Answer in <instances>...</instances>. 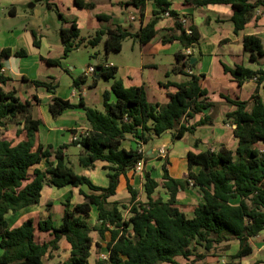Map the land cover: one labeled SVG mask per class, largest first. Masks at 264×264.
<instances>
[{
	"label": "trees",
	"instance_id": "trees-1",
	"mask_svg": "<svg viewBox=\"0 0 264 264\" xmlns=\"http://www.w3.org/2000/svg\"><path fill=\"white\" fill-rule=\"evenodd\" d=\"M44 1L56 9L63 22H67L56 5L50 0ZM150 1L155 5L152 19L138 31L109 25L86 38L81 36L78 24L73 21L69 27L60 29L63 55L41 57V60L49 65L62 66V60L72 51L84 44L97 46L104 38L107 53L120 52L127 38H134L144 47L159 33L157 24L167 12L175 18L176 24L162 41H179L185 48L198 47L201 40L199 27L190 21L181 22L178 12L172 9L171 0H128L123 4L133 5L144 15ZM187 1L196 7L231 6L235 34L246 28L259 9L264 10V0ZM75 2L81 8H95L91 0ZM98 18L110 20L105 14H98ZM243 46L251 61L258 62L264 57L261 36L246 34ZM27 53L25 49L14 52L10 48L0 52V126L22 125L14 137H0V248L3 250L0 264H45V257L59 250L63 239L70 245V256L61 264H183L178 261L179 256L187 261L186 264H197L218 245L233 240L238 241L239 248L229 255L226 264H242L243 259L254 253L252 240L264 231V100L260 95V86H264V67L253 69L242 64L232 67L223 62L225 72L240 86L250 80L257 83L248 99L225 96L234 109L225 114L224 121L234 127V135L239 140L237 148L232 150L221 145L217 151L211 148L199 153L190 151L189 172L184 179L170 174V162L166 158L162 166V186L167 190L168 199L154 197L160 182L149 171H144L147 201L139 199V191L128 181L131 204L130 216L125 218L120 202L111 203V198L118 193L121 176L135 170L141 160L149 159V155L140 152L139 148L151 144L168 131H173L174 139H181L197 126L211 121L207 116L196 124H188L190 118L217 105L209 98L208 90L202 87L204 74L188 72L197 70L200 60L192 62L194 55L176 54L181 63L179 71L187 79L163 84L166 88H175L168 92L170 101L166 105L151 103L143 86L126 87L118 77L117 65L94 64L93 83L98 82V76L113 80L112 90L103 94L104 110L88 105L82 96L76 103L53 96L48 107L54 118H59L68 109L82 108L90 124L87 133L55 148L52 144L37 143V132L44 122L41 117L33 115L34 103L39 98L22 100L15 88L7 89L13 78L3 71L5 58L23 57ZM92 57L96 59L97 53ZM23 79L51 92L57 87L53 81L29 80L25 76ZM86 82L85 77H75L73 84L79 88ZM128 136L134 137L137 147L123 145ZM72 145L81 147L79 162L82 167L91 169L98 162L106 164L108 185L97 184L91 177L74 171L66 151ZM43 162L46 163L44 169L40 167ZM194 166H200L199 172L193 170ZM45 186L79 188L84 201L73 204V194L70 193L59 225L49 212L38 223L30 217L12 227L7 215L39 205ZM190 186L203 197L191 217L182 210L178 198L179 193ZM235 200L239 202L234 203ZM47 206L50 207L51 202ZM94 207L98 212V224L91 226L87 218ZM37 230L50 237L43 238ZM93 231L105 240L108 256H100L91 262L94 245L98 250L103 249L94 240ZM199 248L203 251L200 252Z\"/></svg>",
	"mask_w": 264,
	"mask_h": 264
},
{
	"label": "crops",
	"instance_id": "crops-1",
	"mask_svg": "<svg viewBox=\"0 0 264 264\" xmlns=\"http://www.w3.org/2000/svg\"><path fill=\"white\" fill-rule=\"evenodd\" d=\"M75 1L50 0L53 5H56L58 12H61L66 17L65 26H70L73 21H76L81 30V36L86 38H91L97 30L109 25H121L136 32L152 19L155 9V5L151 1L147 4L144 15L133 5L123 4L128 0H91L95 3V8L78 7ZM171 1L172 9L178 12L181 20L185 19L187 22L190 21L199 27L201 40L198 47L195 48L196 52L193 58H195V61H200L197 70L191 71H195L197 74H204L202 87L208 90L209 98L216 102L217 105L215 108H210L190 118L188 123L190 125L196 124V122L207 116L211 117V121L208 124L197 126L193 132L186 133L183 138L174 139L173 131H168L161 138L156 139L152 147H149V145L142 146L149 155V159L144 164V171H149L160 182L159 187L162 186V166L166 158H162V155L158 153V148L168 147V160L170 162L168 168L170 174L177 179H184L189 172L188 153L190 151L199 153L208 148L217 151L221 145H226L232 150L237 148L239 140L234 135V127L224 121L225 114L234 109L233 106L227 103L225 96L248 99L256 90L257 83L255 80H250L240 86L229 73L225 72L223 62L232 67L237 64L253 69L264 67L262 63L264 57H260L258 62L251 61L249 53L244 50L243 46V39L246 34H257L264 39L263 9L257 11L240 34H235L234 25L231 21L233 15L231 6L208 5L196 7L187 0ZM99 6L103 7V9H99ZM54 10L56 9L49 7L44 0L39 2H36V0H0V13L3 12L5 16L8 14L9 18L20 19L18 27L6 28L1 26L0 17V52L6 48H10L14 52L21 49H25L28 52L23 57L11 56L5 58L3 71L13 78L7 89L15 88L22 100L33 101L36 96L39 98V101L34 103L33 115L35 118L41 117L44 122L37 132V143L52 144L56 148L61 144L71 143L75 134L80 135L90 130V124L82 108L68 109L59 118H54L49 111L48 103L53 96H60L75 103L82 96L88 105L98 106L99 104L104 107L103 94L107 90H112L113 80L98 78V82L93 83L94 74L85 75V70L92 64L117 65L119 78L122 79L124 85L126 87H145L148 99L153 104L166 105L169 103L168 92L175 90V88H166L163 85L164 83L170 81L182 82L187 79L185 74L179 71L181 63L178 60H176L177 63L170 60L171 56L176 57L178 52L185 54L187 48L179 41L170 43L162 41L164 35L175 27V18L171 16H165L160 20L157 24L159 33L146 46H140L141 52L139 54L135 52L136 43H134L132 46L133 53L127 58V62L125 61L123 64L114 63L109 61V59L105 63L98 59L93 62L92 51L88 49L86 44L72 51L67 58H64L62 66H53L43 62L41 57H61L64 52L62 41L59 42L49 37V31L54 24L58 26L53 16ZM125 13H128V15ZM98 14L108 15L110 20H100ZM84 31H87L88 34H85ZM137 43L139 44L138 41ZM82 48L86 50L83 51ZM24 76L29 80L53 81L54 84H57V87L54 92H51L44 87H36L31 81L24 80ZM75 77H85L87 80L86 84L81 85L79 88L75 87L73 84ZM20 85L24 87L25 95L19 91ZM260 95L264 100L263 85L260 86ZM112 99H115L114 95H112ZM18 127L22 128V125H18ZM21 137L23 138L24 135ZM123 145L126 148L137 147L134 144L128 146L125 141ZM201 145L207 146L206 149H201ZM44 164L46 165L45 162L40 165L43 169L46 167ZM154 169H156V173H154ZM193 170L199 172L200 166H194ZM142 173L130 171L127 176L122 175L117 195L122 194L121 190H126L128 181L137 188L135 180L142 178ZM84 174L91 177L89 172H84ZM108 182L109 179H106L100 185L106 186ZM48 187L51 188L52 186ZM65 188L72 189L76 187L67 186ZM188 188L179 193L178 198L181 208L185 203L181 202L180 197L184 191L189 190ZM165 191V196L167 195V197L163 198L168 199L167 190L165 189ZM44 192H46V186ZM71 193L74 195L73 191ZM81 196L82 200L79 202L84 201L83 195ZM200 196L201 199L194 202L192 214H187L188 216H193L195 207L203 200L201 194ZM43 197L44 195H42L39 205L43 204ZM154 197L158 198L161 196L156 197L154 194ZM30 209L31 207L16 213H9L7 218L10 225L12 227L19 226L24 220L32 217L34 212Z\"/></svg>",
	"mask_w": 264,
	"mask_h": 264
},
{
	"label": "rangeland",
	"instance_id": "rangeland-1",
	"mask_svg": "<svg viewBox=\"0 0 264 264\" xmlns=\"http://www.w3.org/2000/svg\"><path fill=\"white\" fill-rule=\"evenodd\" d=\"M120 6L122 7V5ZM99 9H103V7L99 6ZM125 14L128 15V13H125ZM53 16H54V19H56L57 21L56 24H58V26H55L54 24L53 28L49 31V37L54 40H58L60 42L61 41L60 29L63 25L65 26L66 24H64V22L61 20L56 10H54ZM0 17H1L2 27L11 28V27H18L20 25L19 18H9V15L7 14L5 16L3 12L0 13ZM65 27H69V26H65ZM84 33L88 34L87 31H84ZM103 41L104 42L99 43L97 46L87 45V47L89 50L92 51L93 55L97 53L96 59L104 63L107 62L108 59L109 61H113L114 63H120V64L125 63V61L127 62V58H129L130 55L133 53L132 46L134 43H136L135 52L138 54L141 52L140 45L137 43V41L134 40V38H127L124 40V43H123L124 49L122 52L120 51V52L107 53L106 47H105L106 39L104 38ZM82 50L85 51L86 49L82 48ZM96 59L92 57L93 62H95ZM170 60L173 61L174 63H177L176 57L171 56ZM262 63L264 64V60ZM118 77H119V74H118ZM19 88H20L19 91L25 95L24 87L20 85ZM92 107L97 108L99 110H104L103 105L98 104V106L93 105ZM40 115H41V112H40ZM18 128L19 127L16 124H10L6 128L0 126V137L1 136L2 137L3 136L14 137L16 135ZM125 143L128 144V146H132V144L137 145V142L135 141L133 136L127 137L125 140ZM152 145H153V142L149 144V147H152ZM206 147L207 146L201 145V149H206ZM161 148L165 149V153H164L165 157H163V154H161L160 152ZM161 148H158L159 149L158 153L162 155V158H168L169 157L168 147L164 146ZM67 153H68L69 165L74 169L75 172L79 174H84V172L85 173L89 172V174L91 175V178L97 184H102L106 179H108V176H107L108 169L105 163L98 162L94 168L87 169L80 165L79 154L81 153V149H79V147L72 145L69 147V150H67ZM44 166L46 165L44 164ZM144 170L145 169L143 167V171H142L143 177L135 180V184H136L137 190L139 191V199L142 201H147V195H146L145 187H144ZM155 170L156 169H154V173H156ZM188 189L189 190H186L182 193L180 200L183 204L185 203V205H182V209L185 212H187L188 215H191L193 211L192 207L195 204L194 202H197L199 199H201V196L195 188L189 187ZM71 191L74 192L73 200H72L73 204H76L77 202L82 200V196L80 195L79 189L77 188L58 189L55 187L50 188L46 186V192H44L43 190V195H44L43 204L32 206L30 209V210H33L34 212L32 217L35 218L36 223H38L40 219L46 218L49 212H52L54 220H55V224L59 225L62 222L64 203H66L67 197L71 193ZM121 192L122 194L120 193L119 195L114 197L111 200V203L113 201L120 202V207L124 214V217L129 218L130 216L129 207L131 204L130 202L131 195L129 191L127 190V188L126 190H121ZM165 194H166L165 189L162 186H160L158 187L155 193V196L156 197L158 196L167 197V195L165 196ZM48 202H51L50 207L47 206ZM238 202H239L238 200L234 201V203H238ZM97 215H98L97 209L94 207L90 216L87 218L91 226H95L98 224ZM36 232L37 234H41L43 238L50 237L48 233H42L39 230H37ZM92 236L94 240L99 242L103 248L101 250H98V248L96 247V244L94 245L93 251H92V257H91V262H94L100 256H108V251L105 247L106 246L105 240L100 239L96 231L92 232ZM252 244L254 246V253L251 256L243 259L241 263L242 264H264V231H262L260 235H258L252 240ZM227 246H229L228 247L229 249H227ZM238 248H239V243L236 240L223 243L221 245H218L216 248H214L208 254L205 260L199 261L197 264H226L228 261L229 255L235 253L238 250ZM199 251L202 252L203 249L199 248ZM2 252L3 251L0 248V255ZM69 256H70V245L65 239H63L60 243V249L53 252L51 256L47 255L44 259V262L45 264H61ZM178 261L183 264H186V260L180 256L178 257ZM158 264H168V263L159 262Z\"/></svg>",
	"mask_w": 264,
	"mask_h": 264
},
{
	"label": "built area",
	"instance_id": "built-area-1",
	"mask_svg": "<svg viewBox=\"0 0 264 264\" xmlns=\"http://www.w3.org/2000/svg\"><path fill=\"white\" fill-rule=\"evenodd\" d=\"M165 16H166V17L170 16L169 12H167V13L165 14ZM181 22L186 23L187 21H186L185 19H182ZM187 32L190 34V33H191V30L188 29ZM195 52H196V49H195V48H193V47H189V48H187L185 54H186L188 57H190V56L194 55ZM94 72H95V67H94V65H91V66H89V67L85 70V75H93ZM189 73H193V72H192L191 70H189ZM77 137H78L77 134H75V135H74V139H77ZM139 150H140V152H144V153H146L145 150H144L142 147H140ZM160 152H161V154H163V156H165V155H164V153H165V149H164V148H161V149H160ZM144 164H145V160H141V162L138 163V165L136 166L135 170H133V172H136V173L142 172V171H143ZM104 257H106V256H104Z\"/></svg>",
	"mask_w": 264,
	"mask_h": 264
},
{
	"label": "water",
	"instance_id": "water-1",
	"mask_svg": "<svg viewBox=\"0 0 264 264\" xmlns=\"http://www.w3.org/2000/svg\"><path fill=\"white\" fill-rule=\"evenodd\" d=\"M39 1H42V0H36V2H39ZM194 61H195V58H192V62H194ZM98 78H100V77L98 76Z\"/></svg>",
	"mask_w": 264,
	"mask_h": 264
}]
</instances>
